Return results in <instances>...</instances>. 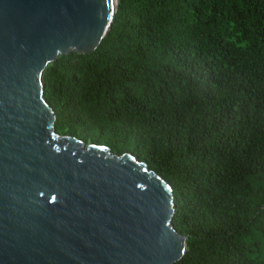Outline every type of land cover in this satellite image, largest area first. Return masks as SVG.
<instances>
[{"label": "trees", "instance_id": "16d2710c", "mask_svg": "<svg viewBox=\"0 0 264 264\" xmlns=\"http://www.w3.org/2000/svg\"><path fill=\"white\" fill-rule=\"evenodd\" d=\"M44 82L58 130L97 129L172 187L174 264H264V0H120Z\"/></svg>", "mask_w": 264, "mask_h": 264}, {"label": "water", "instance_id": "95a60500", "mask_svg": "<svg viewBox=\"0 0 264 264\" xmlns=\"http://www.w3.org/2000/svg\"><path fill=\"white\" fill-rule=\"evenodd\" d=\"M120 0H0V264H174L172 187L129 153L55 132L44 72L91 54Z\"/></svg>", "mask_w": 264, "mask_h": 264}, {"label": "rangeland", "instance_id": "374dc122", "mask_svg": "<svg viewBox=\"0 0 264 264\" xmlns=\"http://www.w3.org/2000/svg\"><path fill=\"white\" fill-rule=\"evenodd\" d=\"M146 9L149 12L152 11V9H151V7H150L149 4H147ZM79 62L80 61L78 59H76V58L73 59V60H71V63H73V64L74 63L78 64ZM44 76H45V72H44ZM85 92H86L85 86L84 87H81V94H85ZM85 97L86 98H90V95L89 94H86ZM53 110H54L55 116H56V121H55V132H56V134H58L60 136H71V137H75V138L83 141L87 145L88 144H99V145L106 146V141L102 138V136L96 134V130L97 129L89 130V131L86 130V129H83V128H78V129L66 128V129H63V130H58L56 128V124L58 122V115H57V112L55 111L54 108H53ZM104 127L106 128L107 127V124L104 125ZM113 152L118 153L117 151H114V150H113ZM125 153H129V154L133 155L134 157H136V155L133 153V151H126ZM141 161H143V160H141Z\"/></svg>", "mask_w": 264, "mask_h": 264}]
</instances>
